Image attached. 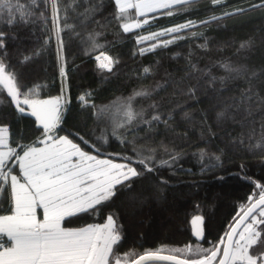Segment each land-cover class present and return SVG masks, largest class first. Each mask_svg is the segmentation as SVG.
<instances>
[{"label": "trees", "instance_id": "trees-1", "mask_svg": "<svg viewBox=\"0 0 264 264\" xmlns=\"http://www.w3.org/2000/svg\"><path fill=\"white\" fill-rule=\"evenodd\" d=\"M262 2L264 0H221L220 5L214 6L211 0H192L186 6L170 9L174 13L171 16L164 14L168 11L165 9L141 16L130 8L127 18L119 20L115 0H77L79 6L73 4L68 9V18L60 21L62 28L65 24L72 25L71 30L61 32L66 80L59 72L50 4L45 8L43 0H38L30 23L9 25L5 23L6 13L0 12V31L6 34V47L0 50V58L8 65L7 71L15 74L21 91L19 99L23 100L25 94L32 100L56 98L65 90L60 121L52 135L67 136L83 151L117 161H125L119 158L123 154L132 155L131 143H121V140L132 141L134 136L137 146L148 144L159 149L164 145L179 154L174 164L157 166L151 173L137 165L142 175L116 185L115 195L97 205L95 211L66 217L62 227L99 225L111 215L121 236L114 250L121 257L135 253L129 256V262L146 251L199 258L172 251L187 245L194 249H212L219 245L222 249L221 237L225 238L237 214L250 204L249 197H259L261 189L256 185L264 186V149L250 148L248 137L254 126L256 135L251 143L254 145L259 140L264 110L254 112L247 119L243 112L235 114L234 119V113H229L227 118L217 117L225 110V101L239 100L249 87V78L254 91L264 97V7H252ZM13 3H19L23 11H32L28 8L30 0H13ZM69 3L71 0L60 3L62 17ZM89 7H95V11L87 20L77 15ZM237 8L245 11L207 24L199 23ZM41 12L47 18L46 23L38 18ZM146 18L149 23L141 28L123 31L122 23ZM188 20L197 24L180 33L182 39L141 54L142 48L156 43L154 40L138 43L144 33H155ZM97 33L99 35H95ZM89 34L95 36L98 47H93L92 41L87 39ZM159 39L163 41L171 36ZM100 52L115 62L111 72L98 67L96 56ZM222 63L246 69L247 73H234L232 79H225L223 83L217 79L212 83L201 72L190 71V65H195L213 77H227L219 67ZM146 67L151 70L147 75L143 72ZM157 84L163 87L152 91ZM189 88L195 89V93L189 94ZM140 90L152 91V94L137 97L135 108L144 109V116L149 119L153 114L149 105L156 103L167 124L156 123L150 129L143 124L126 126L117 128V134L111 135L104 117L97 118L94 113L101 105L126 99ZM81 96H85L84 102L79 99ZM249 120H254L255 125L248 123ZM0 126L7 127L9 147L17 152L21 149L18 145L36 144L38 136L44 132L32 118L20 115L13 108L1 87ZM105 132L109 137L106 143L98 140ZM201 149L207 156H218L219 160L209 161L206 157L201 161ZM168 158L167 155L162 159ZM11 168L17 171L16 164ZM162 180L167 183H161ZM9 208V200L0 195V215L9 213ZM193 215L203 218L201 241L191 233L189 220ZM250 222L251 218L246 223ZM260 227L264 229V225Z\"/></svg>", "mask_w": 264, "mask_h": 264}, {"label": "snow or ice", "instance_id": "snow-or-ice-1", "mask_svg": "<svg viewBox=\"0 0 264 264\" xmlns=\"http://www.w3.org/2000/svg\"><path fill=\"white\" fill-rule=\"evenodd\" d=\"M191 2L192 0H137L136 3H132L131 0H115L118 9L116 18L126 19L127 10L130 8L137 9L138 15L141 16L156 9L168 10L164 14L171 16L174 13L170 9L176 6H186ZM60 3L62 0H43L45 8L49 4L51 6V20L58 44L59 72L61 77L66 80L67 73L63 57L64 41L61 32L65 29L71 30L72 25L65 24L62 28L60 21L68 18V9L73 4H77V0H71V3L64 8L65 15L63 17L60 14ZM211 3L214 6L220 5L221 0H211ZM37 6L38 0H30L28 8L32 11H23L21 5L14 4L13 0H0V12L6 13L5 23L9 25L30 23L35 16L34 9ZM252 7H264V2ZM94 11L95 7H89L77 15L83 16L84 20H87ZM244 11L243 8H237L199 23L207 24ZM38 18L47 22L43 12ZM83 22L81 21V23ZM148 23L149 20L146 18L136 22L134 27L141 28L142 25ZM196 24V21L188 20L185 23L151 33L149 36L139 37L138 43L148 40L156 41L149 48H142L141 54L144 51L167 47L169 44L175 43L177 39L183 38L180 33L194 28ZM121 26L124 32L132 30V26L128 23H122ZM76 35L80 34L76 33ZM165 36H171V39L163 41L159 39ZM5 39V32L0 31V50L6 47ZM87 39L92 41L93 47H98L95 43V36L89 34ZM48 42L49 40L46 39L45 44ZM241 47H245V45H241ZM25 59H30V57ZM96 60L99 62L98 67L101 70L112 71L115 62L110 56L100 52V55L96 56ZM219 67L228 74L227 77H213L210 73H204V70L197 69L195 65H190V71L192 73L201 72L212 83H215L217 79L221 83L225 79H232L234 73L236 75L242 71L247 73L246 69L235 68L229 63H222ZM7 69L8 65L0 58V85L7 89V95L11 97L10 103L15 104L20 113L25 111L21 104L32 109L31 115L36 117L44 129L45 139L41 143H44L45 147L18 145L23 150V155H19L15 148L9 147L7 127L0 126V195H4L9 200V211L11 212L10 215H0V264H122V262L128 264L129 256L136 254L128 253L123 257L116 254L114 246L119 245L121 236L111 215L107 217V222L104 225H88L78 229L64 228L62 221L66 217H75L81 213L95 211L97 205L115 195L116 185H123L131 178L142 175L136 167L132 166L133 164H137L145 172L151 173L157 166L165 167L174 164L179 158V154L160 145L159 149H162L169 158L157 160L156 154L159 149L150 147L148 144L137 146L135 142L137 137L134 136L132 141H128L127 138L121 140V143H131L132 145L131 156L119 157L127 162L114 163L112 159H98L96 155L82 151L79 145L73 143L67 136L49 135V133L55 132L60 121L61 99L65 90L62 89L61 97L52 100H32L28 98L27 94L23 100H20L21 91L20 86L17 85L15 74L8 72ZM150 71L147 67L143 69L145 75ZM251 76L255 77V73H252ZM162 87L163 85L157 84L152 91ZM152 91H136L126 98L122 109L123 123H117L112 129L111 135L117 134V128L131 127L137 121L149 129L156 123L167 124V120L162 118L158 104L149 105V109L153 113L149 119L144 118V109L137 112L133 107L137 97H150ZM188 93L194 94L195 89L189 88ZM90 95V93L87 94L89 97ZM79 99L84 102L85 96H81ZM224 105L225 110L217 114L218 119L227 118L229 113H234V119L235 114L240 112H243L247 119L252 117L254 112L264 110V97L254 91L251 78H249V87L241 93L239 100L231 98V102L225 101ZM91 107L95 106L91 105ZM106 111L107 108H101L94 114L100 118ZM248 123L255 125L256 122L249 120ZM255 135L256 129L253 126L248 134L249 147L264 149V119L260 122V138L253 145L251 140ZM108 138V134L105 132L98 140L106 143ZM80 139L83 140V137ZM240 142L243 143V141ZM25 148L26 150H24ZM96 151L99 152V149ZM199 156L201 161H204L206 157L209 161L219 160L218 156H207L204 149L200 150ZM74 158L75 162H73ZM10 160L18 164L20 176L11 174L12 168L8 167ZM6 168L7 171H5ZM21 179L24 181L23 183ZM161 183L167 182L162 180ZM256 187L261 189L259 198L249 197V201L254 200V202L243 212V215L237 214L239 219L236 220V226L225 233L227 242L223 237L220 239V244L224 247L219 264H264V235H262L264 229L260 227L264 225V186L257 184ZM38 209H42V219L37 217ZM249 218H251V222L246 223ZM202 220L203 218L200 216H196L192 220L193 234L197 238L203 236V229L200 226ZM241 224H245V227L238 233L237 227ZM237 236L238 238L234 239ZM172 251L193 256L198 255L199 258H181L175 254L161 255L160 251H146L138 258L131 259L130 264H147L150 261H170L173 264H213V261L220 255L221 248L219 245H215L212 249L198 247L194 249L191 245H187L184 249Z\"/></svg>", "mask_w": 264, "mask_h": 264}, {"label": "rangeland", "instance_id": "rangeland-1", "mask_svg": "<svg viewBox=\"0 0 264 264\" xmlns=\"http://www.w3.org/2000/svg\"><path fill=\"white\" fill-rule=\"evenodd\" d=\"M131 2L132 3H136L137 2V0H131ZM133 9H135V8H133ZM136 10V12L138 13V11H137V9H135ZM136 22H140V21H138V20H134V21H132V22H130V23H128L130 26H132V29H135V27H134V24L136 23ZM162 30V29H161ZM161 30H159V31H161ZM158 31V32H159ZM150 34H148L147 32L146 33H144L143 34V36H149ZM106 55V54H105ZM126 99H115V100H113L111 103H109V104H103V105H101L100 106V109L101 108H107V111L106 112H104L103 114H102V116L104 117V120H105V124L107 125V127L109 128V130H112L113 129V127L117 124V123H123V120H124V113H123V103H124V101H125ZM133 107H134V109L137 111V112H139L141 109L140 108H135V101H134V103H133ZM144 118L146 119V117L144 116ZM141 123H139V121H137V122H135L134 123V126H138V125H140ZM123 156H130V155H125V154H123ZM167 156V154H165V153H162L160 150H158L157 151V154H156V159L157 160H160V159H162V158H164V157H166ZM109 159H111V158H109ZM113 160V162L114 163H126V161H117V160H114V159H112ZM133 167H136L137 168V164H133L132 165ZM137 171H138V168H137ZM107 222V219H106V221L102 224V225H104L105 223ZM244 227H245V224L242 226V228L238 231V233L240 232V231H243V229H244ZM238 238V236L237 237H235V239H237ZM214 262V261H213ZM122 264H123V262H122ZM128 264H129V262H128Z\"/></svg>", "mask_w": 264, "mask_h": 264}, {"label": "water", "instance_id": "water-1", "mask_svg": "<svg viewBox=\"0 0 264 264\" xmlns=\"http://www.w3.org/2000/svg\"><path fill=\"white\" fill-rule=\"evenodd\" d=\"M0 87L5 91V93H6V95H7V89L4 88L3 85H0ZM7 97L9 98V100H11V97H9L8 95H7ZM52 99H54V97L47 98V99H44V100H52ZM11 105L13 106V108H14V109H15L20 115H23V116H27V117L32 118V119L34 120V122H35V125H36L37 127H40V128L44 131L42 125H41L40 122L36 119V117L33 116V115H31L32 109H31L29 106L21 104V107H24L25 111H24L23 113H20V112L17 110L15 104H12V103H11ZM61 105H62V106H61V109H60V116H61V114H62V110H63V107H64V102H63L62 99H61ZM258 198H259V197H258ZM258 198H256V199H258ZM252 202H254V200L250 202V204H249V205H248V206H247V207H246V208L240 213V215H243V212L246 211L247 208L251 206V203H252ZM196 216H198V215H193V216H191V218H190V220H189V224H190V227H191V233H192V236H193L195 239H197L198 241H201L202 237L197 238L196 236H194V234H193V230H192V220H193V218L196 217ZM238 219H239V216H238V217L234 220V222L230 225V227H229V229L227 230V232L231 231L232 227H235V226H236V220H238ZM200 226H201V225H200ZM242 226H243V224H241V225H239V227H237V232L240 230V228H241ZM234 238H235V237H234ZM224 239H225V242H227V237H226V235H225V238H224ZM223 247H224V245L222 246V252H221L220 258H221L222 255H223ZM142 254H144V253H142ZM142 254H140V255H142ZM160 254H161V255H173V254H168V253H163V252H160ZM138 256H139V255H138ZM138 256L135 257V258H138ZM135 258H134V259H135ZM220 258H219V259H220ZM150 262H165V263L173 264V262H170V261H150ZM147 263H148V262H147ZM129 264H130V263H129ZM216 264H219V260L217 261Z\"/></svg>", "mask_w": 264, "mask_h": 264}, {"label": "crops", "instance_id": "crops-1", "mask_svg": "<svg viewBox=\"0 0 264 264\" xmlns=\"http://www.w3.org/2000/svg\"><path fill=\"white\" fill-rule=\"evenodd\" d=\"M8 135H9V133H8ZM49 135H52L51 133H49ZM69 138V137H68ZM45 139V137H44V132L43 133H41V135H39L38 136V142L36 143V144H29V145H26V146H31V147H36V148H44L45 147V144L44 143H41V141H43ZM70 139V138H69ZM70 140H72V139H70ZM73 141V140H72ZM73 143H75V144H77L76 142H74L73 141ZM78 145V144H77ZM80 147V146H79ZM81 148V147H80ZM24 150H26V148L24 149ZM82 151H83V149H81ZM4 151H7V149H4ZM85 152V151H84ZM18 153H19V155H23V150L22 149H20L19 151H18ZM90 155H93V154H91V153H89ZM98 159H109L108 157H97ZM73 162H75V158L73 159ZM13 164H15L14 163V161L13 160H10L9 161V164H8V167L9 168H11V166L13 165ZM16 166H17V171L16 172H13L12 171V175H17V176H20L21 175V173H20V169H19V166H18V164H16ZM5 171H7V168L5 169ZM21 182L23 183L24 181L21 179ZM11 214V212H9V213H7V214H3V215H10ZM42 216H43V213H42V209H38L37 210V217H38V219H42ZM99 225H102V224H99ZM84 227H87V226H84ZM79 228H82V227H79ZM70 229H78V228H70ZM5 239H7L6 237H5Z\"/></svg>", "mask_w": 264, "mask_h": 264}, {"label": "flooded vegetation", "instance_id": "flooded-vegetation-1", "mask_svg": "<svg viewBox=\"0 0 264 264\" xmlns=\"http://www.w3.org/2000/svg\"><path fill=\"white\" fill-rule=\"evenodd\" d=\"M220 254H221V252H220ZM219 257H220V255L217 256V259L213 262V264H216L217 263Z\"/></svg>", "mask_w": 264, "mask_h": 264}, {"label": "built area", "instance_id": "built-area-1", "mask_svg": "<svg viewBox=\"0 0 264 264\" xmlns=\"http://www.w3.org/2000/svg\"><path fill=\"white\" fill-rule=\"evenodd\" d=\"M7 246V245H6Z\"/></svg>", "mask_w": 264, "mask_h": 264}]
</instances>
